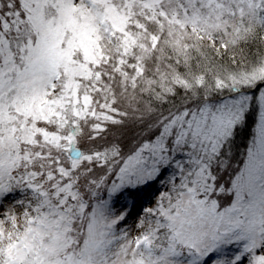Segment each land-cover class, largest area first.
I'll return each instance as SVG.
<instances>
[{
  "label": "snow or ice",
  "instance_id": "1",
  "mask_svg": "<svg viewBox=\"0 0 264 264\" xmlns=\"http://www.w3.org/2000/svg\"><path fill=\"white\" fill-rule=\"evenodd\" d=\"M0 264H264V0H0Z\"/></svg>",
  "mask_w": 264,
  "mask_h": 264
},
{
  "label": "rangeland",
  "instance_id": "2",
  "mask_svg": "<svg viewBox=\"0 0 264 264\" xmlns=\"http://www.w3.org/2000/svg\"><path fill=\"white\" fill-rule=\"evenodd\" d=\"M148 206H150V205H148Z\"/></svg>",
  "mask_w": 264,
  "mask_h": 264
}]
</instances>
